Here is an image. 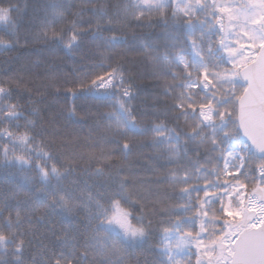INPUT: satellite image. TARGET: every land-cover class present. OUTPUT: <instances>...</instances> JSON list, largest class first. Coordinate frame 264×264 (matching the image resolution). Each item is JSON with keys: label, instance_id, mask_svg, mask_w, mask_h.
<instances>
[{"label": "trees", "instance_id": "obj_1", "mask_svg": "<svg viewBox=\"0 0 264 264\" xmlns=\"http://www.w3.org/2000/svg\"><path fill=\"white\" fill-rule=\"evenodd\" d=\"M254 7L0 0V264H169L184 238L223 239L230 188L264 195L254 154L225 172Z\"/></svg>", "mask_w": 264, "mask_h": 264}, {"label": "rangeland", "instance_id": "obj_2", "mask_svg": "<svg viewBox=\"0 0 264 264\" xmlns=\"http://www.w3.org/2000/svg\"><path fill=\"white\" fill-rule=\"evenodd\" d=\"M147 6H164L167 0H142ZM193 1H187L179 9L180 14L186 17L196 15L199 7L192 4ZM222 8H226L220 4ZM228 9V7L226 8ZM241 22L243 23L242 38L240 40V53L237 55L235 64L243 66L247 62L257 57L258 51L264 45V33L262 31V23L264 21V0H255V7L248 11L239 13ZM9 21V15L0 10V26L5 25ZM184 61V59H182ZM193 89L196 86H192ZM207 116V115H206ZM243 150L232 151L227 157L226 173L230 176L242 169L245 162L243 155L252 153L249 145H245ZM251 150V151H250ZM225 215L230 219L226 232L222 236V240L214 244H202L194 238H184L180 242L169 264H233L234 245L236 241L246 230L263 229L264 230V197L259 196L248 197L245 189L237 184L230 188V192L225 201ZM124 212L118 211L114 214L117 219V225L126 226L130 231L131 237H136L138 232L132 231L130 223L126 222L127 217L120 216ZM255 215L256 220L251 224H247V218ZM257 215V216H256ZM129 234V233H128ZM195 258V259H194Z\"/></svg>", "mask_w": 264, "mask_h": 264}, {"label": "water", "instance_id": "obj_3", "mask_svg": "<svg viewBox=\"0 0 264 264\" xmlns=\"http://www.w3.org/2000/svg\"><path fill=\"white\" fill-rule=\"evenodd\" d=\"M264 32V23L262 25ZM247 89L238 103V125L242 138L264 159V47L257 60L240 72ZM254 216L248 218L253 220ZM234 264H260L264 260V232L253 230L235 245Z\"/></svg>", "mask_w": 264, "mask_h": 264}]
</instances>
